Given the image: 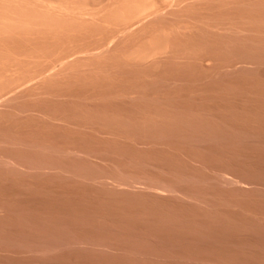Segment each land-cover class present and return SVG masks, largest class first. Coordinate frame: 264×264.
I'll return each mask as SVG.
<instances>
[{"label":"rangeland","instance_id":"obj_1","mask_svg":"<svg viewBox=\"0 0 264 264\" xmlns=\"http://www.w3.org/2000/svg\"><path fill=\"white\" fill-rule=\"evenodd\" d=\"M0 264H264V0H0Z\"/></svg>","mask_w":264,"mask_h":264}]
</instances>
